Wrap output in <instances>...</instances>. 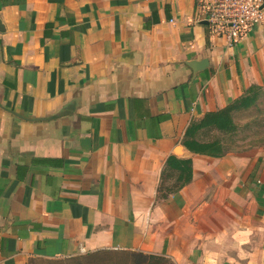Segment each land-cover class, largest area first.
I'll use <instances>...</instances> for the list:
<instances>
[{"label":"crops","instance_id":"0c3cea01","mask_svg":"<svg viewBox=\"0 0 264 264\" xmlns=\"http://www.w3.org/2000/svg\"><path fill=\"white\" fill-rule=\"evenodd\" d=\"M0 21V264L100 249L264 264V145L183 144L264 85V15L232 46L196 0H0ZM170 155L193 178L159 198Z\"/></svg>","mask_w":264,"mask_h":264},{"label":"trees","instance_id":"16d2710c","mask_svg":"<svg viewBox=\"0 0 264 264\" xmlns=\"http://www.w3.org/2000/svg\"><path fill=\"white\" fill-rule=\"evenodd\" d=\"M263 94L264 85H251L244 90L240 97L230 101L224 108L208 111L202 118L191 121L185 131L183 144L195 153L214 157L224 155L225 152L231 149L229 140L240 128L236 120L237 114L256 108ZM204 130H211L217 134L212 135L209 140H204L200 137V133ZM192 178V159L170 155L161 174L157 197L167 198L169 194L178 192L190 183ZM115 255L129 258V264H173L171 257L165 254L145 253L134 250L100 249L69 258H77L78 262L83 261L82 264H98L102 260L110 262ZM64 260L43 264H60Z\"/></svg>","mask_w":264,"mask_h":264},{"label":"built area","instance_id":"2783aa9c","mask_svg":"<svg viewBox=\"0 0 264 264\" xmlns=\"http://www.w3.org/2000/svg\"><path fill=\"white\" fill-rule=\"evenodd\" d=\"M264 0H196V18L232 46L263 20Z\"/></svg>","mask_w":264,"mask_h":264},{"label":"rangeland","instance_id":"374dc122","mask_svg":"<svg viewBox=\"0 0 264 264\" xmlns=\"http://www.w3.org/2000/svg\"><path fill=\"white\" fill-rule=\"evenodd\" d=\"M236 120L239 123L240 128L229 140L231 148L240 151H247L254 146L264 145V94L261 96L256 108L237 114ZM76 259H65L60 264L83 263V261L78 262ZM171 260L173 264H177L172 258ZM98 264H129V258L115 255L110 262L102 260Z\"/></svg>","mask_w":264,"mask_h":264},{"label":"water","instance_id":"95a60500","mask_svg":"<svg viewBox=\"0 0 264 264\" xmlns=\"http://www.w3.org/2000/svg\"><path fill=\"white\" fill-rule=\"evenodd\" d=\"M0 23H1V21H0ZM195 63H196V65H203V64L207 63V59H203L201 61H194V62L192 61V62L189 63L193 67L194 70H199V69H196V67L194 66Z\"/></svg>","mask_w":264,"mask_h":264}]
</instances>
